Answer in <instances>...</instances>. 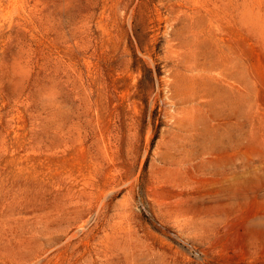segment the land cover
<instances>
[{
  "label": "rangeland",
  "instance_id": "rangeland-1",
  "mask_svg": "<svg viewBox=\"0 0 264 264\" xmlns=\"http://www.w3.org/2000/svg\"><path fill=\"white\" fill-rule=\"evenodd\" d=\"M0 264H264V0H0Z\"/></svg>",
  "mask_w": 264,
  "mask_h": 264
}]
</instances>
